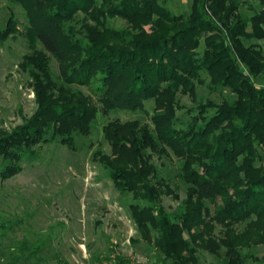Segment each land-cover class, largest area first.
<instances>
[{"label":"trees","instance_id":"1","mask_svg":"<svg viewBox=\"0 0 264 264\" xmlns=\"http://www.w3.org/2000/svg\"><path fill=\"white\" fill-rule=\"evenodd\" d=\"M11 1L26 24L19 29L11 15L0 45L21 36L31 49L20 67L36 110L0 135V178L19 173L23 157L50 138L72 147L75 134L90 133L98 111H143L152 102L151 125L118 118L104 125L110 152L96 150L94 160L132 195L137 232L171 264H196L199 247L227 264H246L245 249L264 245V53L246 42L264 39V0L250 17L242 0H190L180 14L168 0ZM112 18L126 25L110 26ZM199 86L230 95L201 99L183 123L180 96L196 100ZM155 154L174 157L186 184L174 212L161 202L162 194L178 195L159 176ZM112 262L135 264L120 254Z\"/></svg>","mask_w":264,"mask_h":264},{"label":"rangeland","instance_id":"2","mask_svg":"<svg viewBox=\"0 0 264 264\" xmlns=\"http://www.w3.org/2000/svg\"><path fill=\"white\" fill-rule=\"evenodd\" d=\"M166 5L175 14L187 13L190 0H168ZM261 8L260 0H242L240 9L250 17ZM11 15L22 29L26 24L22 7L11 0H0V29ZM109 25L119 28L126 24L112 18ZM246 42L256 44L264 53V39ZM30 50L21 36L0 45V135L23 124L36 110L30 77L20 67ZM49 65L56 73L53 59ZM79 88L96 99L90 88ZM229 95L226 89L210 93L205 86H199L196 100L180 96L184 108L177 111V116L186 123L188 107L207 97L221 102ZM152 109V102H148L143 111H98L90 133L75 134L72 147L59 138H50L34 147V154L23 157L19 173L0 178V264H114L112 260L118 254L135 264H171L153 241L142 239L137 232L129 212V204L135 202L132 195L115 188L107 169L93 158L96 150L110 152L103 135V126L110 120L138 119L151 125ZM153 161L159 176L178 195L177 199L161 195L165 211L174 212L186 196L178 164L174 157L160 158L157 154ZM244 252L250 255L246 264H263L264 245ZM196 254V264H227L222 255L215 256L202 247Z\"/></svg>","mask_w":264,"mask_h":264}]
</instances>
